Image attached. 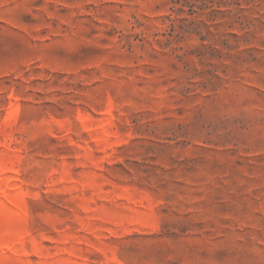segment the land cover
<instances>
[{
  "label": "rangeland",
  "instance_id": "obj_1",
  "mask_svg": "<svg viewBox=\"0 0 264 264\" xmlns=\"http://www.w3.org/2000/svg\"><path fill=\"white\" fill-rule=\"evenodd\" d=\"M0 264H264V0H0Z\"/></svg>",
  "mask_w": 264,
  "mask_h": 264
}]
</instances>
